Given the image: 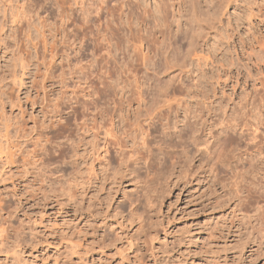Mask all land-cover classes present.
Returning a JSON list of instances; mask_svg holds the SVG:
<instances>
[{
  "label": "rangeland",
  "instance_id": "1",
  "mask_svg": "<svg viewBox=\"0 0 264 264\" xmlns=\"http://www.w3.org/2000/svg\"><path fill=\"white\" fill-rule=\"evenodd\" d=\"M105 83L111 117L82 105ZM173 96L198 139L158 125L169 154L155 144L150 171L147 152L126 168L81 130L113 118L137 146ZM243 121L264 131V0H0V264H264Z\"/></svg>",
  "mask_w": 264,
  "mask_h": 264
},
{
  "label": "bare ground",
  "instance_id": "2",
  "mask_svg": "<svg viewBox=\"0 0 264 264\" xmlns=\"http://www.w3.org/2000/svg\"><path fill=\"white\" fill-rule=\"evenodd\" d=\"M107 8V7H106ZM100 9V8H99ZM101 9H102V7H101ZM101 9L100 10H98L97 12H99V13H106V12H102V11H106V10H102L101 11ZM104 9V8H103ZM108 11V10H107ZM63 13V12H62ZM65 13V12H64ZM70 15V14H69ZM69 15H67L66 13H65V16L67 17V18H69L68 16ZM72 15V14H71ZM64 16V15H63ZM84 18V17H83ZM63 19V18H62ZM70 19H72V18H70ZM85 19V18H84ZM64 21V20H63ZM68 21H69V19H68ZM86 21V20H85ZM88 21V20H87ZM89 22V21H88ZM66 23H67V21H66ZM65 23V24H66ZM69 24H71L70 22H69ZM68 27H70V26H68ZM62 28H63V26H62ZM61 28V29H62ZM64 29V31H66V29H67V27H66V29H65V27L63 28ZM67 30H70V29H67ZM72 30V29H71ZM70 32V31H69ZM69 32H63L64 33V40H69V38L72 36H70V33ZM75 32V31H74ZM73 34V33H72ZM75 35H77L76 34V32H75ZM66 37H69V38H67L66 39ZM73 37H75L74 36V34H73ZM72 37V38H73ZM78 37V36H77ZM80 38V37H79ZM94 39V38H93ZM71 40V39H70ZM77 40H78V38H77ZM95 40V39H94ZM93 40V41H94ZM63 41V40H62ZM73 41V40H72ZM75 41H76V39H75ZM79 41H80V39H79ZM81 41H83V43H86L85 42V39L83 40V37H82V40ZM80 41V43H79V45L82 43ZM67 42V41H66ZM70 42V41H69ZM68 42V43H69ZM64 43H65V41H64ZM63 43V44H64ZM67 43V44H68ZM73 43V42H72ZM82 43V44H83ZM67 44H65V45H67ZM74 44V43H73ZM70 45H72V44H68L67 45V47L69 46L70 47ZM87 45V44H86ZM97 45H98V43H97ZM73 46V45H72ZM95 46H96V44H95ZM52 47H53V49H56L55 47V45H54V42L51 44V49H52ZM83 47V46H82ZM71 48V47H70ZM77 48V47H76ZM80 48V47H79ZM69 49V48H68ZM67 49V50H68ZM81 49V48H80ZM66 50V51H67ZM69 51V50H68ZM72 51V50H71ZM73 51H75V50H73ZM78 52H80V51H78ZM68 53H70V52H68ZM75 53V52H74ZM77 53V52H76ZM55 54V53H54ZM67 56V55H66ZM68 57V56H67ZM106 73H108V71H106ZM106 73H105V75H106ZM104 74V73H103ZM109 74V73H108ZM107 74V75H108ZM105 75H102L103 77L105 76ZM110 76L109 77H111L113 74H112V72H111V74H109ZM114 76V75H113ZM100 78H101V82H103L104 83V80L105 81H107L108 80V78H105L104 77V79H102V77L100 76ZM100 78H98V79H100ZM111 79V78H110ZM103 80V81H102ZM100 82V83H101ZM105 84H107V83H105ZM109 84V83H108ZM107 84V86L105 85H103L105 88L103 89L102 87H101V90H98V89H100V87H98V89H97V91L95 90V91H93L92 89H91V91H89V90H86L87 91V93L91 96V95H95L96 97H95V99H93V100H85L83 103H82V105L84 106V108H86L87 110L93 105L95 108H97L98 109V111L100 112L99 113V115H103V114H106V113H104L103 111H104V109H105V107H101V105H99L98 104V102H97V100H98V97H97V95L101 98V97H103V98H101V99H104V97L106 98V97H111L112 95H114L115 94V89L117 88L116 86L114 87L113 85H112V83H111V85H108ZM121 88V87H120ZM139 88V87H138ZM123 90V89H122ZM138 90V89H137ZM178 90V89H177ZM124 91V90H123ZM131 91H132V89H131ZM176 91V90H175ZM116 92H117V89H116ZM135 92H136V90H135ZM135 92H134V94H135ZM122 93V92H121ZM137 93L139 94H141V89L140 90H138L137 91ZM174 94V93H173ZM175 94H176V92H175ZM174 94V95H175ZM141 95H143V94H141ZM140 96V95H139ZM114 97H115V95H114ZM129 97H131V95H129ZM129 97H127V98H129ZM99 98V99H100ZM124 98H126V97H124ZM114 99V98H113ZM113 99H112V101H113ZM122 99V98H121ZM132 98H129L128 100H131ZM111 100V99H110ZM123 100L124 99H122V101H121V103H123ZM99 101V100H98ZM127 101V100H126ZM118 102H120V100L119 101H117L116 100V102H115V104L116 103H118ZM102 103V102H101ZM114 103V102H113ZM128 103H129V101H128ZM130 103H131V101H130ZM129 103V104H130ZM182 103H183V98H181V97H178V98H176V97H172V98H169V99H167V100H165L164 101V103L161 105V106H159L158 108H156V110L154 111V113H152V114H150L149 115V119H148V121L149 122H146L147 124H146V126L143 124L141 127H139V128H137V129H139L138 131L141 133V138H140V140H138L137 139V142L139 141V143H138V145L137 146H135V144H130L131 143V141H130V139H129V134L130 133H126V132H128V131H126L123 135H122V133L120 134V135H118V133L115 131V127H114V119L113 118H111V120H110V122L108 123H106V121H104V120H107L106 118L107 117H109L110 115H112V114H108L109 116H107V114H106V116L107 117H105V119H103V117H101V120L102 121H95L94 119H92L93 120V122H89V120L88 119H84L83 121L84 122H82L81 124V130H82V132H84L85 134L86 133H89L90 131L94 134H92L94 137H95V140L97 141L96 143H97V145L96 146H98L97 148H99L98 150L100 151H103V154L104 155H107V158L109 157L111 160H113L112 159V157H114L113 155L114 154H116V155H118L119 157H120V159H121V161L123 162L122 164H124V167H126V168H129L130 167V165H131V163H133L134 162V164H135V162H136V164L139 162V160H140V157H141V159H142V156H148L147 157V159H144L145 160V162L143 161V163L145 164L144 166H146V168L148 169L149 168V171H150V167L151 166H153L154 164V161H155V157H154V154L156 153L155 152V147H154V145L155 144H157L158 146H159V150H160V152H161V154H163L164 156L163 157H167V155L169 154V151L167 150V148L166 149H164L165 147H161V144L162 145H164L163 143L164 142H166V140L163 142V138H162V141H161V139L158 141V140H156V135H155V131H156V129L157 128H160V127H158V125H162L163 127H165V128H167L168 129V127L169 128H172L171 126H170V124H172L173 122H174V120L178 123V124H180V123H182L183 122V125H182V127H178V126H176L177 125V123L176 122H174L173 124L174 125H172L173 126V131H172V134L174 133V135H176V136H178V138L180 137L181 139H182V136H187V138L189 137V138H191V140L193 141V143L194 144H196L195 142L197 141V137L198 136H196V126H195V122H194V120L193 119H191L192 117H190L184 110V108L182 107ZM114 104V105H115ZM91 105V106H90ZM119 105H124V104H118L117 106L115 105V107H112L113 108V111H114V113H113V115H115L116 113L118 114V112H120V111H117V109H119ZM102 106H105V105H103L102 104ZM111 107V106H110ZM108 108V107H107ZM112 108H111V110H112ZM91 109V108H90ZM120 109H121V107H120ZM85 110V109H84ZM96 110V109H95ZM106 110V109H105ZM123 110V109H122ZM117 111V112H116ZM180 112H182V117H183V120L181 119V121H179V113ZM98 115V116H99ZM84 116H86V114L84 115ZM96 116H97V114H96ZM95 116V117H96ZM105 116V115H104ZM111 117V116H110ZM117 117V116H116ZM84 118H86V117H84ZM92 118H94V116L92 117ZM96 119V118H95ZM99 119V118H98ZM108 119H110V118H108ZM87 120H88V122H87ZM171 120H172V123H171ZM109 121V120H108ZM141 122V121H140ZM144 122V121H143ZM142 123V122H141ZM175 123H176V125H175ZM91 124V125H90ZM140 124V123H139ZM141 125V124H140ZM168 125V126H167ZM138 126V125H137ZM229 127H230V125H229ZM229 127H227V128H229ZM135 128H136V126H135ZM164 128V129H165ZM234 128L237 130V132H239V134L238 135H242L241 137H244V135H246L245 137V141H247V143L246 144H248L249 145V147H251V149H252V151L254 152L255 151V155L256 156H259V157H262V168H261V174H260V178H261V180L264 182V131H262L260 128H259V126L254 122H250V121H243V122H241L240 124H239V122H238V125H236V127L234 126ZM163 128H162V130H164ZM166 130V129H165ZM165 130H164V132H165ZM229 130V129H228ZM131 131V130H130ZM171 131V130H170ZM136 132V131H135ZM163 132V131H162ZM163 132V133H164ZM101 133H104V138L101 140L100 138H99V136L101 135ZM134 133V132H133ZM166 133V132H165ZM171 134V135H172ZM86 135H88V134H86ZM91 135V136H92ZM131 135V134H130ZM165 135V134H164ZM168 135H169V133H168ZM167 133H166V135L164 136V137H166L167 138ZM84 136V135H83ZM132 136V135H131ZM163 135H161V137H162ZM86 138H87V136H85ZM169 137V136H168ZM171 137V136H170ZM183 137V138H184ZM71 138V137H70ZM69 138V139H70ZM139 138V137H138ZM159 138V137H158ZM165 138V139H166ZM176 138V137H175ZM213 138V137H212ZM81 139V138H80ZM177 139V138H176ZM175 139V140H176ZM82 140V139H81ZM85 140V139H84ZM94 140V141H95ZM133 140V139H132ZM134 140H135V138H134ZM133 140V141H134ZM180 140V139H179ZM183 140V139H182ZM205 140V139H204ZM70 141L72 142V141H75V140H73V139H70ZM100 143H99V142ZM161 141V142H160ZM172 141V140H171ZM181 141V140H180ZM180 141H177V143L178 142H180ZM211 139L209 140V139H207V141L206 142H208V143H206V145L207 144H210L211 142ZM173 142H175V141H173ZM183 142V141H182ZM181 142V143H182ZM134 143V142H133ZM172 143V142H171ZM69 144V143H68ZM137 144V143H136ZM170 144V143H169ZM179 144V143H178ZM69 145H72L71 143L69 144ZM169 146V145H168ZM167 146V147H168ZM173 146V145H172ZM70 147V146H69ZM171 147V146H170ZM201 147V146H200ZM248 147V148H249ZM71 149H73V148H71ZM174 149V148H173ZM173 151H175V150H173ZM145 153V152H147L145 155H142L141 156V154L142 153ZM101 153V152H100ZM100 155V154H99ZM170 156V155H169ZM100 157V156H99ZM102 157V156H101ZM105 157V156H104ZM241 157H243V156H241ZM108 158V159H109ZM116 158L117 159H119L117 156H116ZM146 158V157H145ZM103 159V158H102ZM158 159V158H157ZM171 159V158H170ZM242 159V158H241ZM161 160V159H160ZM159 160V161H160ZM242 160H244V159H242ZM106 161V160H105ZM110 161V160H109ZM118 161V160H117ZM111 162H113V161H111ZM142 162V161H141ZM107 163H109V162H107ZM161 163V162H160ZM159 163V164H160ZM165 163V162H164ZM119 164H120V162H119ZM141 164V163H140ZM167 164V163H166ZM137 166V165H136ZM135 166V167H136ZM143 166V165H142ZM141 167V166H140ZM137 168V167H136ZM143 170H144V168H142ZM153 169V168H152ZM146 170V169H145ZM217 174V173H216ZM215 174V175H216ZM264 185V184H263ZM262 188V187H261ZM135 189V188H134ZM138 190V189H137ZM263 190H264V187H263ZM262 190V191H263ZM261 191V192H262ZM263 193V192H262ZM264 194V193H263ZM133 201V200H132ZM136 202V201H135ZM133 204H134V202H133ZM132 207V206H131ZM262 208V207H261Z\"/></svg>",
  "mask_w": 264,
  "mask_h": 264
}]
</instances>
